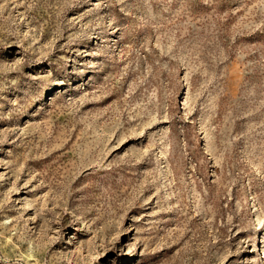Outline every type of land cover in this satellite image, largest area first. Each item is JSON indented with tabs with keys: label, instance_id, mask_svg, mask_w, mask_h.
Here are the masks:
<instances>
[{
	"label": "rangeland",
	"instance_id": "obj_1",
	"mask_svg": "<svg viewBox=\"0 0 264 264\" xmlns=\"http://www.w3.org/2000/svg\"><path fill=\"white\" fill-rule=\"evenodd\" d=\"M0 264H264V0H0Z\"/></svg>",
	"mask_w": 264,
	"mask_h": 264
}]
</instances>
